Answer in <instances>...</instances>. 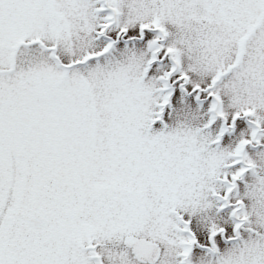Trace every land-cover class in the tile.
I'll return each mask as SVG.
<instances>
[{"label": "snow or ice", "instance_id": "obj_1", "mask_svg": "<svg viewBox=\"0 0 264 264\" xmlns=\"http://www.w3.org/2000/svg\"><path fill=\"white\" fill-rule=\"evenodd\" d=\"M0 264H264V0H0Z\"/></svg>", "mask_w": 264, "mask_h": 264}]
</instances>
